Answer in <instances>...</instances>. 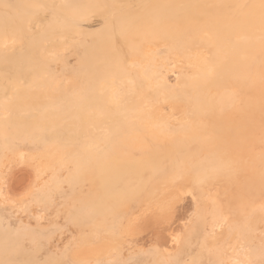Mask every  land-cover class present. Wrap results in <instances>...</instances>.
<instances>
[{"label":"rangeland","instance_id":"374dc122","mask_svg":"<svg viewBox=\"0 0 264 264\" xmlns=\"http://www.w3.org/2000/svg\"><path fill=\"white\" fill-rule=\"evenodd\" d=\"M225 262L264 264V0H0V264Z\"/></svg>","mask_w":264,"mask_h":264},{"label":"bare ground","instance_id":"6f19581e","mask_svg":"<svg viewBox=\"0 0 264 264\" xmlns=\"http://www.w3.org/2000/svg\"><path fill=\"white\" fill-rule=\"evenodd\" d=\"M233 247V246H232ZM233 254V253H232ZM235 261V260H234ZM226 263V262H225ZM227 264V263H226Z\"/></svg>","mask_w":264,"mask_h":264}]
</instances>
